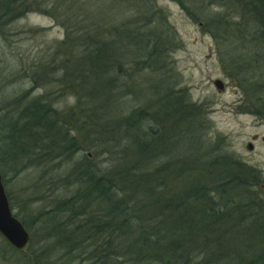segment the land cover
Returning a JSON list of instances; mask_svg holds the SVG:
<instances>
[{
  "label": "trees",
  "instance_id": "trees-1",
  "mask_svg": "<svg viewBox=\"0 0 264 264\" xmlns=\"http://www.w3.org/2000/svg\"><path fill=\"white\" fill-rule=\"evenodd\" d=\"M140 1L143 31L124 21L104 30L97 25L96 33L76 39L74 49L85 63L75 74L84 107L69 114V121L58 120L46 99L31 100L19 110L22 122L1 124L0 119V146L8 147L0 157L8 164L31 158L45 165L74 151L76 136H89L92 146L119 154L115 172L100 177L90 165L74 166L66 181L76 190L65 202L89 205L90 229L105 233L102 240L114 242L131 263L264 264V199L251 191L258 174L203 141L201 107L185 99L182 90H172L160 73L173 35L161 10ZM35 2L0 0V36ZM255 2L264 8V0ZM127 63L149 70L148 86L141 90L143 106L120 118L116 112L124 95H140L139 89L127 92L133 76ZM252 87L256 92L260 85ZM169 156L168 164L155 166ZM97 205L103 208L100 215ZM250 240L256 253L247 258L244 247Z\"/></svg>",
  "mask_w": 264,
  "mask_h": 264
},
{
  "label": "rangeland",
  "instance_id": "rangeland-1",
  "mask_svg": "<svg viewBox=\"0 0 264 264\" xmlns=\"http://www.w3.org/2000/svg\"><path fill=\"white\" fill-rule=\"evenodd\" d=\"M147 1L161 10L164 26L173 35L168 53L161 57L160 73L166 74L172 90H182L185 99L201 107L203 141L255 170L258 180L251 191L264 199V142L259 139L253 150L247 149L253 136H264V8L251 3L263 0ZM140 4V0H36L30 12L7 25L0 36L1 124L22 122L20 108L39 98L47 100L58 120L75 116L84 107L75 74L85 65L74 49L76 39L96 33L97 25L104 30L124 21L143 31ZM125 67L129 76L133 74L127 92L139 89L140 95H124L116 112L120 118L143 106L141 90L148 86L144 65ZM217 79L223 83L221 91L213 84ZM256 83L260 87L255 92ZM84 139L86 143L78 147ZM75 142L74 151L45 165L31 158L8 164L0 157L10 209L29 234L22 250L0 235V264H158L131 263L114 242L102 240L105 233L90 229L89 205L65 202L76 190L66 181L74 166L90 165L98 176L108 177L115 172L119 155L92 146L89 136H76ZM41 146L45 147L43 140ZM6 149L0 146V155ZM164 162L168 164L170 156L154 164ZM102 209L95 206V214ZM249 244L244 247L247 258L256 253L251 240Z\"/></svg>",
  "mask_w": 264,
  "mask_h": 264
},
{
  "label": "water",
  "instance_id": "water-1",
  "mask_svg": "<svg viewBox=\"0 0 264 264\" xmlns=\"http://www.w3.org/2000/svg\"><path fill=\"white\" fill-rule=\"evenodd\" d=\"M214 86L218 90H223L221 80H215ZM251 150L252 145L248 147ZM0 235L15 249L22 250L29 242V234L23 224L12 214L9 201L6 196L0 174Z\"/></svg>",
  "mask_w": 264,
  "mask_h": 264
},
{
  "label": "flooded vegetation",
  "instance_id": "flooded-vegetation-1",
  "mask_svg": "<svg viewBox=\"0 0 264 264\" xmlns=\"http://www.w3.org/2000/svg\"><path fill=\"white\" fill-rule=\"evenodd\" d=\"M259 139H260V141L264 142V136L260 138V137L257 136V135L253 136V137L251 138V141H248V142L252 145L251 150H253L254 143H256ZM248 142H247V147H248V144H249ZM247 149H248V148H247ZM248 150H249V149H248ZM251 150H249V151H251Z\"/></svg>",
  "mask_w": 264,
  "mask_h": 264
}]
</instances>
